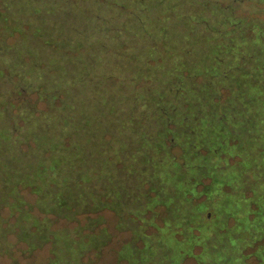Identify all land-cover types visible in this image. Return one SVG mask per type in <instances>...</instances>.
I'll list each match as a JSON object with an SVG mask.
<instances>
[{
	"label": "trees",
	"instance_id": "16d2710c",
	"mask_svg": "<svg viewBox=\"0 0 264 264\" xmlns=\"http://www.w3.org/2000/svg\"><path fill=\"white\" fill-rule=\"evenodd\" d=\"M232 4L175 0L166 13L176 11L178 21L169 25L184 26L174 36L185 37V48L177 60L162 59L156 75L146 74L151 88L137 97L124 94L128 78L117 77L114 91L103 81L115 80L106 76L114 66L104 61V50L126 48L119 33L110 35L109 45L99 40L101 31L74 30L71 36L61 26L66 46L51 49L57 39L53 29L67 23L59 24L62 16L49 0L28 1L20 10L26 20L42 6L41 23L23 26L20 19H10L13 24L0 28V257L19 264L18 252L29 259L48 248L44 264H93L112 240L102 215L110 211L116 229L130 233L117 251L118 264H163L172 252L162 234L166 207L160 203L163 211H153L146 190L165 185L161 170L190 169L207 189L217 179L230 178L222 158L262 170L252 155L261 151L259 142L264 144V115L254 103L258 78L264 80V55L256 56L258 38L248 27L253 23L234 13ZM158 20L154 29L142 30L146 40L138 44L140 50L146 41L156 52L160 43H168ZM79 35L86 40L77 42ZM9 38L15 40L8 44ZM145 82H134V88ZM135 99L142 106L134 115ZM123 100L130 107L120 110ZM119 157L126 166L115 168L111 163ZM24 191L35 197L33 203ZM58 222L65 225L57 227Z\"/></svg>",
	"mask_w": 264,
	"mask_h": 264
},
{
	"label": "rangeland",
	"instance_id": "374dc122",
	"mask_svg": "<svg viewBox=\"0 0 264 264\" xmlns=\"http://www.w3.org/2000/svg\"><path fill=\"white\" fill-rule=\"evenodd\" d=\"M10 1L13 4L18 2L19 6L12 8ZM28 1L32 0H0V18L3 21H0V28L13 24L11 20L16 19H20L19 23L23 26L29 22L32 23L33 20L41 23L42 19L39 17L43 12L42 6L40 13V7H36L34 16L29 14L25 16L26 20L21 18L25 12L20 10L26 7ZM230 1L233 2L234 13L236 12L239 17L253 23V26L248 27H251L249 33L258 38L256 40L258 52L256 56L264 55V0ZM49 2L54 3L58 8L56 15L62 16L59 24L63 20L67 23V25H60L53 29L52 34L57 39H53V46H49L51 49L65 48L66 30L62 28L65 26L71 36L74 30L80 34L83 30L101 31L103 36L101 35L99 40L101 43L106 40L109 45L113 40L110 35L115 32L119 33L118 41L126 48L116 47L112 48V52H106V50L104 53L101 52L104 61L107 64L113 63L114 66L113 74H106V76L115 79L112 84L103 78L109 91L116 90L119 83L117 77H124L128 78V83H130V86H126L124 94L125 92H134V97H137L139 94L147 93L146 89L151 88L152 82H145L146 74L154 72L156 75L155 68L163 64L164 58L166 59L164 63L177 60L179 49L185 48V37L181 41V37L175 38L174 36V32L183 30L184 26L176 24L179 27L176 28L174 25H169L171 20L178 21L176 11H172L170 14L166 13L167 8L171 7L175 0H49ZM64 6L66 10L60 8ZM168 17L171 18L168 19ZM96 18L103 19V21L97 23ZM156 18L159 19L158 26L164 30L160 29V32L167 34L168 43H160L156 52V50L148 48L154 43L146 41L145 50H140L141 46L138 44L144 43L143 41L146 40L142 35V30L154 29L153 21ZM50 21L47 20L48 26ZM105 32L106 35H104ZM259 32H261V36H258ZM14 40L9 38L7 42L9 44ZM84 40L86 38L82 35L77 37V42H84ZM137 50L140 51L139 54ZM54 51L58 53L57 50ZM92 54H94L93 51ZM156 57L163 58H159V63L157 62L153 66V60ZM191 57L193 58L192 62L195 63L199 56L194 53ZM147 61L150 62L147 63ZM258 80V89L255 92L260 95L257 96L258 100H255L254 103L256 111H261L264 115V80L261 78ZM134 82L138 84L145 82V84L143 83L144 86L141 89L134 88ZM34 98V96L29 97L31 101ZM138 100H134V115L142 106H137ZM39 107L43 109L44 104H39ZM128 107L130 106L126 100L118 105L120 110ZM258 144L262 145L261 151L257 150L252 157L260 161L262 170L254 171L248 167V162L239 159H233L230 163H226V160L222 158L221 167L228 166L230 178L226 176V179L215 180L209 189L206 188L208 185L206 181L204 182L200 178L196 182L195 173L185 168L161 170L159 179L165 185L161 189L149 190V187L146 188L147 194L151 198L150 203L153 211H163L160 203L166 207V215L162 217L164 220L162 234L167 239L172 252L164 258L163 264H264V144L261 142ZM173 153L177 156L180 155V149L175 148ZM82 159L84 160V157ZM111 164L115 168L121 164L126 166V160L123 157L115 158ZM176 165L179 164L176 163ZM187 165L185 160V166ZM144 188L145 186L142 187V190ZM256 190L261 192V197ZM23 194L28 202L35 201V197L28 191H24ZM99 204L105 203L100 201ZM197 213L204 214L205 219H199ZM102 215L112 240L102 251L101 258L93 264H118L117 251L130 238V233L116 229L117 219L112 212L104 211ZM80 221L83 224L84 217H80ZM156 224L159 226L160 223ZM63 225L65 222L56 224L57 227ZM10 240L14 241L13 238ZM18 248H23V246L20 245ZM48 256V248L35 252L29 259L20 255L19 252L16 254L19 264L27 262L44 264ZM90 258H94V255L92 254ZM0 264H11V261L0 257Z\"/></svg>",
	"mask_w": 264,
	"mask_h": 264
}]
</instances>
